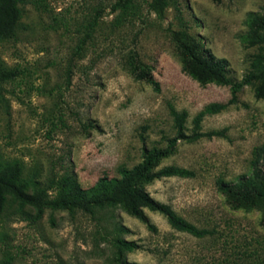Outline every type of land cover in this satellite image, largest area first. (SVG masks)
<instances>
[{"label":"rangeland","instance_id":"1","mask_svg":"<svg viewBox=\"0 0 264 264\" xmlns=\"http://www.w3.org/2000/svg\"><path fill=\"white\" fill-rule=\"evenodd\" d=\"M17 35L0 40V64L18 72L4 84L0 101V155L19 161L23 177L47 183L67 173L84 189L100 178L120 177L144 148H165L175 137L170 106L193 119L213 103H228L230 86H201L182 69L176 33L187 30L217 58L230 63L240 82L258 47H249L247 20L264 0H137L128 19L114 10L119 0H25ZM131 56L152 67L156 92L134 80ZM238 93V103L205 117L204 132L227 130L228 138L179 141L158 169L177 166L191 178L154 181L147 191L181 217L212 235L197 238L172 228L168 219L145 210V222L117 210L130 230L125 238L141 246L129 253L138 264H264V203L261 209H233L217 182H234L252 172L264 144V98L256 87ZM93 124L94 128H85ZM145 137V142L142 141ZM31 211V209H28ZM104 230L81 212L48 210L37 222L8 206L0 216V260L11 264H109Z\"/></svg>","mask_w":264,"mask_h":264},{"label":"trees","instance_id":"2","mask_svg":"<svg viewBox=\"0 0 264 264\" xmlns=\"http://www.w3.org/2000/svg\"><path fill=\"white\" fill-rule=\"evenodd\" d=\"M137 0H119L114 10H120V18L128 19ZM169 0H153L152 8L158 12ZM221 2V0H215ZM25 0H0V40L12 39L17 35V25L23 16ZM249 28L246 42L249 47H258L259 52L252 57L249 72L240 82L229 77L230 63L225 58H217L199 38L183 29L176 33L177 55L183 71L201 86L216 84L230 86L233 96L228 103H213L198 113L192 123L191 133L187 124L189 113L178 111L170 106L175 137L166 139L165 148H144L142 160L133 168L121 166L120 177L100 178L89 189H84L72 173L60 178H52L47 183L27 180L23 177V167L19 161H6L0 155V216L6 208L16 206L18 212L37 222L48 210L67 211L70 214L81 212L90 216L104 230L102 237L109 243L111 253L107 258L109 264H138L128 261L129 253L138 251L141 246L125 238L130 230L115 218L120 210L146 224L153 232L157 228L148 222L145 210L164 215L169 224L177 231L185 232L197 238L213 234L211 230L201 229L179 216L171 206L155 200L147 191L154 181L169 177L191 178L195 173L177 166L159 168L161 163L174 154L179 141L197 142L201 139L228 138L227 130L204 132L202 123L206 116L221 113L231 105L238 103V93L246 86H255L258 99L264 98V8L261 12L251 14L247 20ZM130 73L137 82L147 83L156 92L161 85L152 73V67L143 63L138 56H131ZM18 72L0 64V101H4V84L14 80ZM85 128H94L93 124ZM145 142V137L142 136ZM256 160L252 172L242 175L234 182L218 180V191L222 193L233 209H261L264 203V144L256 150ZM31 209V211H28ZM264 223V219H263ZM12 258L0 260V264H11Z\"/></svg>","mask_w":264,"mask_h":264}]
</instances>
